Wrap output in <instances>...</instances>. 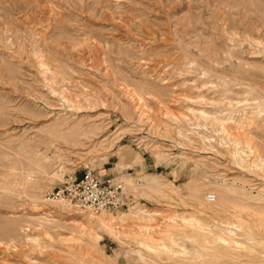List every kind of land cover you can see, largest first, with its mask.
I'll return each mask as SVG.
<instances>
[{"label": "rangeland", "instance_id": "obj_1", "mask_svg": "<svg viewBox=\"0 0 264 264\" xmlns=\"http://www.w3.org/2000/svg\"><path fill=\"white\" fill-rule=\"evenodd\" d=\"M0 264H264V0H0Z\"/></svg>", "mask_w": 264, "mask_h": 264}, {"label": "built area", "instance_id": "obj_2", "mask_svg": "<svg viewBox=\"0 0 264 264\" xmlns=\"http://www.w3.org/2000/svg\"><path fill=\"white\" fill-rule=\"evenodd\" d=\"M52 196L57 200L84 207L93 213L114 212L134 207V202L124 191L122 183L104 180L90 171L63 183L52 192ZM207 200L212 202L215 196L209 193Z\"/></svg>", "mask_w": 264, "mask_h": 264}, {"label": "bare ground", "instance_id": "obj_3", "mask_svg": "<svg viewBox=\"0 0 264 264\" xmlns=\"http://www.w3.org/2000/svg\"><path fill=\"white\" fill-rule=\"evenodd\" d=\"M99 222L102 223V224H104V223H105V219H104V217H101V218L99 219ZM147 246H148V245H147Z\"/></svg>", "mask_w": 264, "mask_h": 264}]
</instances>
